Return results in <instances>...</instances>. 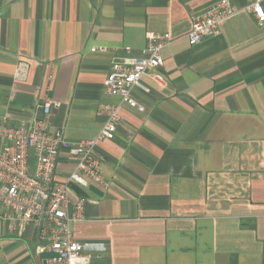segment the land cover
<instances>
[{
	"label": "crops",
	"instance_id": "1",
	"mask_svg": "<svg viewBox=\"0 0 264 264\" xmlns=\"http://www.w3.org/2000/svg\"><path fill=\"white\" fill-rule=\"evenodd\" d=\"M215 1L0 0V116L30 123L54 99L51 129L72 142L95 137L110 106L123 117L96 149L109 187L90 181L70 194L86 199L72 230L89 264H264V23L231 0L239 12L191 46L193 16ZM150 31L173 41L162 80L144 75L133 91L140 111L104 81ZM20 60L24 82L13 78ZM75 166L62 152L56 180ZM38 242L33 226L0 225V264H61Z\"/></svg>",
	"mask_w": 264,
	"mask_h": 264
},
{
	"label": "built area",
	"instance_id": "2",
	"mask_svg": "<svg viewBox=\"0 0 264 264\" xmlns=\"http://www.w3.org/2000/svg\"><path fill=\"white\" fill-rule=\"evenodd\" d=\"M245 10L261 25L264 23V0H247ZM239 10L231 0H216L205 11L192 18L189 32L191 46L213 36L221 23ZM173 41L169 32L150 31L147 43L137 55L113 62L104 81L105 91L118 96L123 103L143 111L145 108L133 96L144 75L161 81L158 72L164 64L163 50ZM92 51L105 52V47ZM127 53H132L130 47ZM30 64L20 60L13 78L24 82ZM61 103L51 98L35 107L30 123L12 125L8 116H0V225L11 230H26L33 226L38 235V251L52 252L50 261L61 264H89L91 254L77 240L72 224L85 219V198L70 199L72 186H88L95 182L105 188L109 183L103 176V162L96 154L98 145L115 138L123 117L117 106L108 108L109 115L99 133L90 139L72 142L63 129H51V115ZM42 111L43 118L37 116ZM69 153L76 159L74 171L64 181L55 178L60 154Z\"/></svg>",
	"mask_w": 264,
	"mask_h": 264
}]
</instances>
